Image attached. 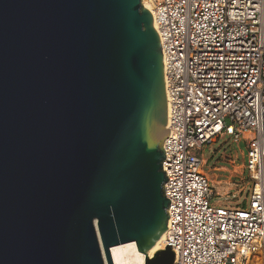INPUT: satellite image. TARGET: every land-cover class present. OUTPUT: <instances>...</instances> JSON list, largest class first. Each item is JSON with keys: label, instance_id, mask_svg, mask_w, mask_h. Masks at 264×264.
<instances>
[{"label": "water", "instance_id": "95a60500", "mask_svg": "<svg viewBox=\"0 0 264 264\" xmlns=\"http://www.w3.org/2000/svg\"><path fill=\"white\" fill-rule=\"evenodd\" d=\"M168 122L142 0H0V264H172Z\"/></svg>", "mask_w": 264, "mask_h": 264}, {"label": "built area", "instance_id": "2783aa9c", "mask_svg": "<svg viewBox=\"0 0 264 264\" xmlns=\"http://www.w3.org/2000/svg\"><path fill=\"white\" fill-rule=\"evenodd\" d=\"M146 2L161 39L169 112L170 218L160 245L172 247V264H264V0ZM222 134L248 145L252 189L235 206L212 202L198 152Z\"/></svg>", "mask_w": 264, "mask_h": 264}, {"label": "rangeland", "instance_id": "374dc122", "mask_svg": "<svg viewBox=\"0 0 264 264\" xmlns=\"http://www.w3.org/2000/svg\"><path fill=\"white\" fill-rule=\"evenodd\" d=\"M205 157L204 169L214 190L212 202L235 206L245 202L252 189V179L245 167L248 145L222 134L198 151Z\"/></svg>", "mask_w": 264, "mask_h": 264}, {"label": "bare ground", "instance_id": "6f19581e", "mask_svg": "<svg viewBox=\"0 0 264 264\" xmlns=\"http://www.w3.org/2000/svg\"><path fill=\"white\" fill-rule=\"evenodd\" d=\"M144 4L148 9H151L146 0H144ZM160 241L156 245H160ZM111 250L115 264H145V255L138 251L135 242L115 245Z\"/></svg>", "mask_w": 264, "mask_h": 264}, {"label": "snow or ice", "instance_id": "6c2138e0", "mask_svg": "<svg viewBox=\"0 0 264 264\" xmlns=\"http://www.w3.org/2000/svg\"><path fill=\"white\" fill-rule=\"evenodd\" d=\"M163 255H164V253L161 252V253H160V257H157V258L160 259Z\"/></svg>", "mask_w": 264, "mask_h": 264}]
</instances>
